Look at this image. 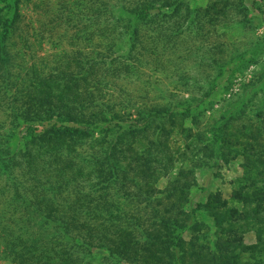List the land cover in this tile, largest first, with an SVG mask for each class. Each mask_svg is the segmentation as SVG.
Returning a JSON list of instances; mask_svg holds the SVG:
<instances>
[{
    "label": "rangeland",
    "instance_id": "374dc122",
    "mask_svg": "<svg viewBox=\"0 0 264 264\" xmlns=\"http://www.w3.org/2000/svg\"><path fill=\"white\" fill-rule=\"evenodd\" d=\"M5 3L0 0V12ZM8 3L18 13L4 43L6 55L0 57V151L10 157L16 174L13 183L0 175V210L18 185L19 194L26 190L37 198L40 187L48 189L44 199H52L54 187L57 212H99L113 219L114 228L130 227L134 216L157 212L163 220L153 229L164 230L184 219L182 200L187 198L203 213L197 210L202 225L184 235L185 243H200L211 252L215 243H230L239 255L237 264L262 260L257 252L264 249L257 246L264 245V95L257 86L264 74V0H186L176 12L164 9L152 22L140 23L142 45L135 47L116 6H128V0ZM105 3H112L114 12L96 18L92 10ZM242 58L252 64L241 75L222 78L205 95L214 77L212 60ZM44 95L75 108L57 126L86 127L76 111L77 97L88 111L100 115L98 109L104 110L102 127L108 134L44 136L56 121L45 114ZM191 97H203L204 109L184 113L181 107ZM103 104L108 108H99ZM168 107L174 110L164 119L150 120L139 133H122L133 122L142 127L150 111ZM234 107L240 114L220 132L226 162L209 175L204 145L221 115ZM28 127L38 130L27 133ZM107 149L117 151L115 179L87 163L89 155ZM70 153L82 162L69 160L65 155ZM175 181L196 186L186 194L174 185L177 192L166 195ZM98 201L105 206L88 212ZM109 242L118 243L116 238ZM0 264L14 263L0 259Z\"/></svg>",
    "mask_w": 264,
    "mask_h": 264
},
{
    "label": "trees",
    "instance_id": "16d2710c",
    "mask_svg": "<svg viewBox=\"0 0 264 264\" xmlns=\"http://www.w3.org/2000/svg\"><path fill=\"white\" fill-rule=\"evenodd\" d=\"M10 1L12 0H6L5 12H0V57L6 55V46L4 45L6 37L9 31L16 26L18 9L14 3H8ZM128 2V6H116L121 7L120 13L127 20L126 35L134 47L142 45L137 28L140 23L152 22L151 19L164 9L176 12L181 6L187 4L185 3L186 0H128ZM111 5L112 3H105L91 10L97 18L104 13L114 12ZM241 9L247 10L243 4ZM155 10H157V13ZM232 61L220 63L218 60H212L214 77L209 80V83H206L207 93L205 95L216 89L219 80L224 77L230 80L235 75H241L251 63V59L248 61L244 58ZM126 68L128 69V67ZM258 82L259 86L257 87L264 95V74ZM43 97L41 104H44L47 109L45 114L51 119L54 116L56 117L54 124L43 131L44 136L78 138L90 136L95 132L103 135L108 134V129L102 127V123L106 122L103 115H101L104 112L103 109H98L101 111L100 115L88 111V106L80 105L82 99L76 97V111L78 110L82 117L79 119L81 122L86 123V127L57 126L56 122L59 121V118L64 114H70L68 110H75V108L70 109L68 105L62 103L66 102L64 99L63 101H56L55 97L52 98L47 95ZM205 105L206 101L203 97L197 99L191 97L186 100L181 108L184 113H189L191 109L203 110ZM102 107L108 108V105L103 104L99 108ZM173 110L168 107L166 110L164 108L159 111H150L147 113L142 127H138L133 122L125 127L122 133H139L148 126L150 120L164 119L166 114ZM237 114H240V109L237 107L223 113L216 122V126L211 130L210 142L204 145L202 154L205 156V167L209 175H213L215 171L220 169L221 164L226 162L224 141L220 137V132L231 124ZM37 130L38 128L28 127L26 132L33 133ZM116 152L115 149H107L101 151L98 156L89 155L87 163L90 165V162H93L99 169L110 173L111 177L115 179L117 174L114 173V168L117 167L118 163ZM65 156L71 161L76 159L77 163L82 162L81 157H74L72 153ZM9 159L8 156L2 157L0 151V175H5L6 182L10 180L13 183L16 166L9 163ZM70 167L73 166H67V168ZM107 181H109V178H107ZM101 182L102 179L98 178L96 185L98 186ZM24 184L26 185V183ZM174 185L184 190L186 194L191 187L196 186L188 183L183 187L179 181H175L169 191L166 192V195L167 193L169 195V192L170 195L177 192ZM18 186L4 209L0 210V259L9 260L14 264H237L239 260V255L235 254V249L230 246V243V247L227 243H215V252H211L212 250L207 251L206 246H202L200 243L184 242V235L190 229L202 225L198 222L199 216L201 219L202 216L196 212L198 210V212L203 213V211L195 209L198 203L194 200L190 201L187 198L182 200L185 204L182 211L185 213L184 219L171 221L170 223L174 224L170 227L167 226V229H153L155 223L163 220V217L159 216L160 213L157 212H151L149 216H134L131 222H128L130 227L117 224L114 228L112 227L114 226L113 219L98 214L99 212H94L91 215L88 213L70 215L57 212L56 208L59 206H56L55 200L59 190L54 187L50 188V196L53 201L50 197L44 199L43 193L48 189L40 187L37 193L42 192V195H38L40 198H37L30 197L26 190L19 194ZM198 188L200 192L204 193L207 190L206 188ZM178 191L180 192V190ZM4 193L5 191L2 189V196ZM50 201L53 202L52 205ZM106 201H104L105 204H107ZM150 203L152 204L153 201H150ZM49 205L51 206L49 207ZM104 206L103 203L98 201V203L91 206L92 208L88 212ZM19 210H22V212ZM117 222L121 223V219ZM109 232H114L115 235L112 236V233L109 234ZM113 238H116L118 243H110L109 241ZM257 247L264 249V245ZM262 251L258 250L257 254L264 255V251ZM252 252L254 251L252 250ZM255 262L256 264H264V258Z\"/></svg>",
    "mask_w": 264,
    "mask_h": 264
}]
</instances>
